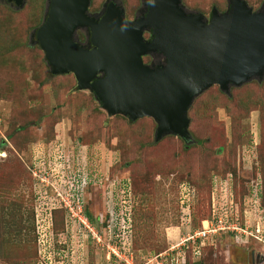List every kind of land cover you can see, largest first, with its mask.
<instances>
[{
  "label": "rangeland",
  "instance_id": "rangeland-1",
  "mask_svg": "<svg viewBox=\"0 0 264 264\" xmlns=\"http://www.w3.org/2000/svg\"><path fill=\"white\" fill-rule=\"evenodd\" d=\"M119 1L127 20L141 8ZM105 2L91 0L89 12ZM182 4L206 18L227 9V0ZM46 5L0 2V264H264V79L197 97L188 147L175 136L155 142L152 119L108 116L72 74H51L30 43ZM257 174L261 210L247 191ZM213 213L217 233L187 244Z\"/></svg>",
  "mask_w": 264,
  "mask_h": 264
},
{
  "label": "water",
  "instance_id": "water-1",
  "mask_svg": "<svg viewBox=\"0 0 264 264\" xmlns=\"http://www.w3.org/2000/svg\"><path fill=\"white\" fill-rule=\"evenodd\" d=\"M0 2L21 9L26 0ZM46 3L30 43L39 45L51 74H72L108 116L152 119L155 142H190L189 109L212 86L229 95L264 79V2L253 10L245 0H227L223 13L213 7L206 18L182 0H142L133 20L119 0H106L98 13L89 12L91 0Z\"/></svg>",
  "mask_w": 264,
  "mask_h": 264
},
{
  "label": "built area",
  "instance_id": "built-area-1",
  "mask_svg": "<svg viewBox=\"0 0 264 264\" xmlns=\"http://www.w3.org/2000/svg\"><path fill=\"white\" fill-rule=\"evenodd\" d=\"M68 191H70V189L68 188ZM213 193V192H212ZM213 195V194H212ZM224 203H226V202H224ZM227 203H228V201H227ZM232 203V202H231ZM212 210H213V212H216L217 210H215L216 209V199L214 198V199H212ZM231 206V205H230ZM207 222V224L211 227V229H209V230H205V229H203V230H200L199 232H196V233H193L192 235H187V237L185 238V242L187 243V244H192L194 247H196L197 248V246H195V243H200L201 241L199 240V239H202V240H206L207 238H206V236L208 235V237L209 236H211L212 234H215V233H217V231L215 230V228H214V223L216 224L217 222H219L220 224H222V219L221 218H219V217H215L214 218V213H213V215L211 216V219L210 220H208V221H205V223ZM233 222V221H232ZM84 224V223H83ZM219 229V228H218ZM220 231V230H219ZM98 241H100V239H98ZM102 245V247H103V249H104V247L106 246V244H101ZM101 247V248H102ZM107 247V246H106ZM194 252H195V254H198V252L197 251H193V255H194Z\"/></svg>",
  "mask_w": 264,
  "mask_h": 264
},
{
  "label": "trees",
  "instance_id": "trees-1",
  "mask_svg": "<svg viewBox=\"0 0 264 264\" xmlns=\"http://www.w3.org/2000/svg\"><path fill=\"white\" fill-rule=\"evenodd\" d=\"M38 26H40V22L35 26V29H37V27ZM82 38V40H84V37L82 36L81 37ZM29 43V42H28ZM37 48H39L40 49V47H39V45H37ZM43 61L46 63V61L43 59ZM47 64V63H46ZM49 75V74H48ZM50 76V75H49ZM76 89H77V86H76ZM40 124V123H39ZM53 126H52V129L55 127V124H52ZM23 131V128H21L20 127V132H22ZM54 131V130H53ZM55 133V132H54ZM51 136L52 137H55V135H53V133L51 134ZM8 137H10L11 138V135L10 136H8ZM51 137V138H52ZM54 139H49L48 140V143H50L51 141H53ZM182 140V139H181ZM183 142H184V144H186V147H188V145H190L189 143H186L184 140H182ZM29 170H31V169H29ZM260 175L261 174H257V178H255V179H253V181L252 182H254V183H256L255 184V186H256V193H257V196H258V207H259V210H261V203H260V196H261V191H262V184L260 183ZM227 176V175H226ZM223 179H226V178H223ZM247 189H248V187H247ZM248 191V194H249V192H250V194L249 195H251V193H253V192H255L254 191V189L252 190V191H250V190H247ZM247 191H246V194H247ZM236 193H237V189H236V186H235V184H234V195H235V201H236ZM253 195V194H252ZM208 198L210 199V190H209V196H208ZM209 199H208V201H209ZM210 202V205L208 206V210H209V212H210V209H211V201H209ZM208 202V203H209ZM58 210H56V211H54L55 213L57 212ZM35 213V209H33V214ZM33 217H34V215H33ZM34 224H35V221H34Z\"/></svg>",
  "mask_w": 264,
  "mask_h": 264
},
{
  "label": "flooded vegetation",
  "instance_id": "flooded-vegetation-1",
  "mask_svg": "<svg viewBox=\"0 0 264 264\" xmlns=\"http://www.w3.org/2000/svg\"><path fill=\"white\" fill-rule=\"evenodd\" d=\"M140 3H141V6H142V0H140ZM103 7V6H102ZM102 9V8H101ZM100 12V11H99ZM224 12V11H223ZM223 12H221V13H223ZM144 14H145V12H144ZM137 15H141L140 13H139V10L136 12V15H135V17L137 16ZM210 16H211V13H210V15H209V18H210ZM135 17L133 18V19H135ZM132 19V20H133ZM81 35L84 37V41H85V39H86V32H81ZM146 39H150V34H148V37L146 38ZM145 59H150V63H151V61H152V59L150 58V57H144ZM143 58V59H144ZM162 58H160V60H161ZM162 61V60H161ZM147 64H149V63H147ZM34 174H36V172H34Z\"/></svg>",
  "mask_w": 264,
  "mask_h": 264
},
{
  "label": "clouds",
  "instance_id": "clouds-1",
  "mask_svg": "<svg viewBox=\"0 0 264 264\" xmlns=\"http://www.w3.org/2000/svg\"><path fill=\"white\" fill-rule=\"evenodd\" d=\"M228 178H229V176H227L226 179L228 180ZM226 179H225L223 182H226V181H227ZM252 183H254V182H252ZM252 187H253V189H254L255 191H257V190H256V189H257L256 186H255V187L252 186ZM35 214H36V208H35ZM35 220H36V215H35ZM37 233H38V232H37Z\"/></svg>",
  "mask_w": 264,
  "mask_h": 264
}]
</instances>
